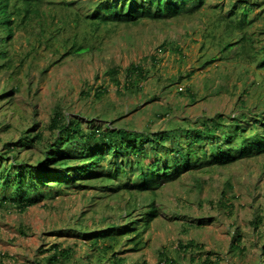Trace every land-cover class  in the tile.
Listing matches in <instances>:
<instances>
[{
    "label": "rangeland",
    "instance_id": "1",
    "mask_svg": "<svg viewBox=\"0 0 264 264\" xmlns=\"http://www.w3.org/2000/svg\"><path fill=\"white\" fill-rule=\"evenodd\" d=\"M50 1L54 4L43 2L22 21V12L12 16L11 39L0 47L7 52L6 59H0V65L6 62L0 68V90L16 88L0 97V156L4 162L11 157L4 154L3 144L16 143L22 129L33 122L42 129L56 106L66 117L80 120L85 129L110 125L142 134L193 129L200 118L216 113L238 116L242 107L237 99L244 90L243 111L264 110V68L245 56L255 55L264 46V0L238 3L251 6L250 23L233 33L226 32L219 18L226 17L236 0H206L191 14L108 24L96 31L80 18L103 0ZM243 35L246 42L240 44L248 53L235 57L227 47L223 51L225 41L235 42ZM73 38H85L88 50L65 55ZM240 44L229 49L236 50ZM208 59L212 62L201 65ZM130 64L140 65L145 76L132 88L123 86ZM110 68L118 71L117 85L107 73ZM95 90L104 93L96 97ZM43 133L45 140L52 139L49 131ZM14 149L19 152L18 161L37 158L36 146L26 150L16 145ZM156 151H161L158 157L163 161L169 159L162 150ZM146 152L143 164L151 163L153 152L148 147ZM125 168L134 180V168ZM122 181L117 177L113 182ZM78 184L44 187L46 196L23 211L11 204L0 208V264H43L48 255L43 250L53 243L72 250L63 264H85V255L90 260L87 264H111V253L90 249L78 228L103 230L123 224L126 212L134 220L151 202L159 215L140 232V249L133 251L134 243L124 237L114 244L113 252L124 264H158L161 251L174 264H200L198 256L201 260L207 251L212 261L220 259L219 264L264 262V156L183 172L153 194L112 191L98 181ZM235 236L242 252L229 248ZM189 240L201 244L202 251L178 252L177 244Z\"/></svg>",
    "mask_w": 264,
    "mask_h": 264
},
{
    "label": "trees",
    "instance_id": "2",
    "mask_svg": "<svg viewBox=\"0 0 264 264\" xmlns=\"http://www.w3.org/2000/svg\"><path fill=\"white\" fill-rule=\"evenodd\" d=\"M206 0H103L94 5L89 14H85L80 19L85 26L96 31L100 26L108 24H130L136 23L142 18L150 20L168 19L182 14H191L199 10ZM45 2L54 4L50 0H0V47H3L12 36V16H18L22 12L20 21L26 14L35 11L34 8ZM241 0H236L229 8L227 16H233L226 21V17L219 18L224 22L226 32L233 33L234 30L243 31L250 21L247 20L249 5H239ZM68 6L70 3L60 2ZM31 7H33L31 9ZM246 35V34H245ZM66 41V40H65ZM82 41L73 38L67 48L65 55H81L88 50V46ZM242 42H246V37L240 36L235 42L225 41L222 45L228 52L232 51L235 57L239 53H248ZM235 44L236 50L229 47ZM252 44V43H251ZM251 46V45H250ZM252 47V46H251ZM257 53V54H256ZM259 53V54H258ZM255 55L246 54L248 62H253L256 67L264 68V46L260 47ZM7 52L0 49V59H6ZM257 57L258 60H257ZM154 62L155 58H151ZM212 62V59L204 61L201 65ZM6 62L0 65L4 67ZM107 73L114 80L115 85L118 80L115 75L118 71L115 68L108 69ZM140 78H145L144 70L140 65L130 64L124 73L123 86L134 87V82ZM14 89L11 87L8 92L5 88L0 90V97L3 99L5 93L11 94ZM104 91L95 90L96 97L101 96ZM238 97L240 113L238 116H226L216 113L209 117L200 118L195 128L188 127L182 129H169L159 132V134L137 133L128 129L112 128L105 125L91 126L83 128L77 118H68L62 111L53 108L48 117V123L37 129V122L22 129V136L16 143L5 142L4 154L10 155L11 160L4 162V156H0V208L9 204L25 210L27 207L36 204L39 198L46 196L43 194L44 187L59 188L79 183L77 186H84L83 183L98 181L103 183L104 188L112 191H126L128 193H155L165 183L177 178L181 173L204 167L227 166L239 159H251L253 157L264 156V110L252 113L246 107L244 98L246 91ZM44 131H49L52 139H44ZM166 142H173L170 146H165ZM209 144H208V143ZM20 146L29 150L36 146L37 158L30 162L27 160H16L17 151L14 146ZM146 147L154 153L151 154V163L143 164L141 161L147 156ZM13 150V151H12ZM162 150L168 160H162L160 152ZM156 151V152H155ZM14 152V155H12ZM3 154V155H4ZM15 157V158H14ZM120 157H123L122 160ZM105 164V166H103ZM125 165L132 168L135 179L131 180ZM132 171V170H131ZM117 177H122L123 181L115 184L113 181ZM133 181V182H132ZM112 182V183H111ZM102 185V184H101ZM112 185V186H109ZM49 191L47 192V194ZM231 210L230 203L226 204ZM10 206V205H9ZM159 215L153 202L149 204L147 211L141 213L139 218L129 220L131 213L126 212V220L123 224L110 225L103 230L94 227L91 229L77 230L80 232L82 240L89 245L90 249L99 250L103 253H111L108 259L111 264H124V259L119 258L113 252L114 244H118L121 237L134 243V250H139L141 243L140 232ZM128 217V218H127ZM119 227V228H118ZM91 230V231H90ZM238 233H236L237 235ZM135 239H138L135 240ZM238 236L233 237L229 248L242 252L238 248ZM101 245H99V244ZM201 244L189 240L185 245L177 244V251L182 253H193L196 249L202 251ZM48 252L44 256L43 264H63L72 256L70 247L60 248L58 243L51 244L43 250ZM211 252H206V257L198 262L200 264H219L210 259ZM86 263L90 260L85 255ZM195 260L191 258V261ZM108 261V262H109ZM174 260L167 258L161 251L158 253V264H174ZM259 264H264L261 262Z\"/></svg>",
    "mask_w": 264,
    "mask_h": 264
}]
</instances>
